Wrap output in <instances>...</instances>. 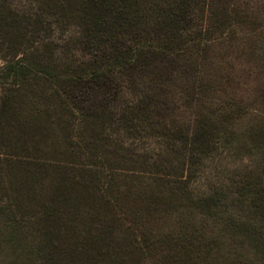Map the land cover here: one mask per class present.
Wrapping results in <instances>:
<instances>
[{
	"label": "trees",
	"instance_id": "1",
	"mask_svg": "<svg viewBox=\"0 0 264 264\" xmlns=\"http://www.w3.org/2000/svg\"><path fill=\"white\" fill-rule=\"evenodd\" d=\"M222 6L0 0V264H264V113L240 136L228 101L185 127L173 117L206 100L203 50L233 26ZM236 144L261 169L195 194L185 171ZM44 181L50 207L89 202L87 229L60 240L51 210L23 202Z\"/></svg>",
	"mask_w": 264,
	"mask_h": 264
},
{
	"label": "rangeland",
	"instance_id": "2",
	"mask_svg": "<svg viewBox=\"0 0 264 264\" xmlns=\"http://www.w3.org/2000/svg\"><path fill=\"white\" fill-rule=\"evenodd\" d=\"M215 1L218 2V7L227 6L232 17V30L225 40L211 42L203 50L204 53H201L197 78H200L202 83L199 87L200 95L206 96V100L193 102L191 106L182 105L179 110L173 112V117L176 123L185 127L188 118L209 113L218 107V103L228 101L232 107L240 106L245 111L235 119L229 117L230 124L235 122V133L240 136L243 128L247 123H251L255 115L264 113V0ZM109 45L110 42H107V50ZM114 72L118 73L117 70ZM173 89L177 93L181 92L179 88ZM217 98L221 101H215ZM215 116L219 123L227 122L222 117L218 118L217 110L214 112ZM143 142L150 145L154 153H160L164 149V141L158 136H152ZM245 146L236 144L231 149H220V155L206 161L205 168H199L194 176L191 171H185L187 185L196 194L205 191L208 185L229 186L233 182L235 185L242 175L260 170L262 162L259 151L251 149L250 145ZM53 189L55 188L45 181L38 183L36 192L41 195L24 190L23 202L29 203L31 209L44 212L51 210L52 214L50 213L49 217L45 215V218H50L48 222L58 232L57 238L60 240L66 238V234H75V231L87 229L91 221V214L87 211L92 209L89 202L78 198L75 201L58 199L55 205L50 207L47 203ZM145 224L149 226L151 221ZM93 227L95 228L94 225ZM61 246L67 247L64 244ZM156 248L152 251L157 250ZM158 258L157 255L155 259Z\"/></svg>",
	"mask_w": 264,
	"mask_h": 264
}]
</instances>
